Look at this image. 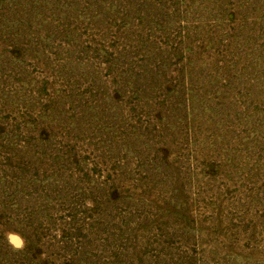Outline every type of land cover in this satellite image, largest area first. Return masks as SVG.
Segmentation results:
<instances>
[{"label":"rangeland","instance_id":"rangeland-1","mask_svg":"<svg viewBox=\"0 0 264 264\" xmlns=\"http://www.w3.org/2000/svg\"><path fill=\"white\" fill-rule=\"evenodd\" d=\"M0 264H264V0H0Z\"/></svg>","mask_w":264,"mask_h":264},{"label":"clouds","instance_id":"clouds-1","mask_svg":"<svg viewBox=\"0 0 264 264\" xmlns=\"http://www.w3.org/2000/svg\"><path fill=\"white\" fill-rule=\"evenodd\" d=\"M6 239L14 251H21L23 249L24 240L23 237L20 236L18 233H14V232L6 233Z\"/></svg>","mask_w":264,"mask_h":264}]
</instances>
